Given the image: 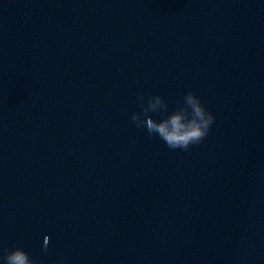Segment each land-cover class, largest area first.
Returning a JSON list of instances; mask_svg holds the SVG:
<instances>
[{"label":"water","instance_id":"95a60500","mask_svg":"<svg viewBox=\"0 0 264 264\" xmlns=\"http://www.w3.org/2000/svg\"><path fill=\"white\" fill-rule=\"evenodd\" d=\"M188 92L213 120L169 148L145 117L190 119ZM13 247L34 264H264V0H0Z\"/></svg>","mask_w":264,"mask_h":264},{"label":"clouds","instance_id":"9594fccd","mask_svg":"<svg viewBox=\"0 0 264 264\" xmlns=\"http://www.w3.org/2000/svg\"><path fill=\"white\" fill-rule=\"evenodd\" d=\"M158 99L157 97V102ZM185 100L192 110V117L188 120L182 121L180 113H173L159 122L145 117L148 131H155L169 148L186 149L189 144L198 143L207 133L213 120L212 113L200 103L198 97L188 92ZM132 119H136L135 113ZM0 264H34V261L29 258L25 250L13 247L0 253Z\"/></svg>","mask_w":264,"mask_h":264}]
</instances>
